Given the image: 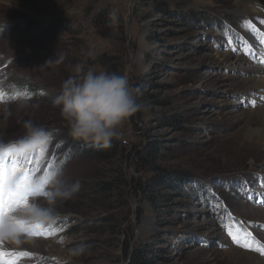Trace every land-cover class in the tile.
<instances>
[{
	"label": "rangeland",
	"instance_id": "374dc122",
	"mask_svg": "<svg viewBox=\"0 0 264 264\" xmlns=\"http://www.w3.org/2000/svg\"><path fill=\"white\" fill-rule=\"evenodd\" d=\"M246 9L235 0H0V145L30 120L51 134L38 175L79 183L56 206L61 231L6 245L34 254L22 264H130L136 249L149 264L264 259L228 235L264 243V145L247 137L264 123V90L221 56L264 54L263 20ZM76 64L139 90L140 109L98 152L69 135L52 104ZM17 92L30 98H7ZM161 172L180 176L178 187L154 185Z\"/></svg>",
	"mask_w": 264,
	"mask_h": 264
},
{
	"label": "clouds",
	"instance_id": "9594fccd",
	"mask_svg": "<svg viewBox=\"0 0 264 264\" xmlns=\"http://www.w3.org/2000/svg\"><path fill=\"white\" fill-rule=\"evenodd\" d=\"M73 72L74 75L62 83L52 104L59 107L73 139L107 149L119 135L124 122L140 109L141 105L136 99L139 90L125 75L96 72L91 68L85 71L83 64H76ZM24 128L25 134L13 142L17 150L28 152L46 143L48 133L43 127L29 120L24 122ZM0 147L7 148L6 145ZM78 186V182L66 184L62 172L52 173L43 190L29 196L13 215L28 223H49L56 218L58 202L70 199ZM4 228L14 231L16 225L5 220Z\"/></svg>",
	"mask_w": 264,
	"mask_h": 264
},
{
	"label": "snow or ice",
	"instance_id": "6c2138e0",
	"mask_svg": "<svg viewBox=\"0 0 264 264\" xmlns=\"http://www.w3.org/2000/svg\"><path fill=\"white\" fill-rule=\"evenodd\" d=\"M257 63L264 64V54ZM5 96L6 94L0 90V101L4 100ZM21 96L30 98V94L27 92H17L7 98L15 100ZM252 106H255V102H252ZM50 140L51 134H48L47 141ZM29 152H21L13 144L8 145L7 148L0 147V264H22L23 260L31 259L34 256L28 251L9 249L6 247L7 244L19 245L24 237L29 239L47 238L62 230L53 227L55 221H51L47 225L28 223L18 220L13 215L19 207L27 202L29 196L43 190L50 175L46 171L45 175H38L42 169L37 166L38 160L36 159V155L45 154L47 149L40 147L39 153H36V149L31 150L34 153L31 157ZM260 203H264V200ZM5 220L15 224L16 230L7 231L4 228ZM228 235L233 243L264 255V243L257 241L250 232L240 229L233 231L232 228H228Z\"/></svg>",
	"mask_w": 264,
	"mask_h": 264
},
{
	"label": "bare ground",
	"instance_id": "6f19581e",
	"mask_svg": "<svg viewBox=\"0 0 264 264\" xmlns=\"http://www.w3.org/2000/svg\"><path fill=\"white\" fill-rule=\"evenodd\" d=\"M238 5H243L244 8H248L253 11L255 14L259 15L264 23V0H235ZM238 7V6H237ZM246 9V10H248ZM254 14V15H255ZM257 17V16H256ZM260 46V45H259ZM261 47V46H260ZM224 61H226L229 65H233L236 67H244L245 70L249 73L248 76L244 79L245 83H250L249 86H259L258 89L264 90V68L259 67L257 63V59H249L250 62L246 61L242 57L237 56H229L228 54H221ZM252 56V55H251ZM262 58V57H261ZM260 75L261 79L255 82V77ZM253 82V83H251ZM263 116H264V107ZM247 137L254 135L258 140H261L264 145V123L257 126L254 129H249L247 133ZM250 138V137H249ZM264 148V146H263ZM253 255L251 253L239 252V258L243 260H250L251 264H264V259H257L256 262L252 260ZM252 260V261H251Z\"/></svg>",
	"mask_w": 264,
	"mask_h": 264
},
{
	"label": "trees",
	"instance_id": "16d2710c",
	"mask_svg": "<svg viewBox=\"0 0 264 264\" xmlns=\"http://www.w3.org/2000/svg\"><path fill=\"white\" fill-rule=\"evenodd\" d=\"M86 146H89V148H86L88 151L98 152L99 150L95 149V146H93L91 143H85ZM83 147V145H82ZM177 174H165L163 172L161 173H155L151 176V181L154 185H168L177 188L178 184L173 181L174 178H177L178 181L182 178L179 176L177 177ZM130 264H149L148 260L144 256V250L143 249H136L131 258H130Z\"/></svg>",
	"mask_w": 264,
	"mask_h": 264
}]
</instances>
